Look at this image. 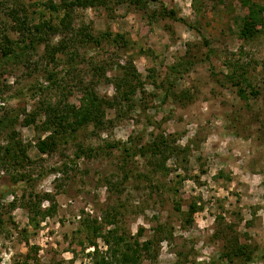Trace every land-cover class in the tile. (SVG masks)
<instances>
[{"label":"rangeland","instance_id":"rangeland-1","mask_svg":"<svg viewBox=\"0 0 264 264\" xmlns=\"http://www.w3.org/2000/svg\"><path fill=\"white\" fill-rule=\"evenodd\" d=\"M42 1L0 0V27L8 37L16 42L25 39L9 12L23 7L36 23L41 19L40 4L36 3ZM160 1L174 8L194 29L167 18H150V11L159 8L156 3L148 5V16L126 4L76 9L75 27L86 24L95 35L103 31L121 33L130 42L128 47L110 42L90 51L80 68L90 75L91 61H108L107 78H118L117 64L131 59L146 93L134 96L142 107L124 110L121 117L115 109L107 108L106 118L112 122L104 129L87 124L76 132L75 141L65 144L62 139L59 149L50 154L39 153L34 146L38 137L49 133L42 127L44 116L36 119L39 127L21 122L23 110L32 111L42 98H56L53 87H44L46 68L57 70L60 76L66 74L62 65L45 66L43 55L45 48L58 44L61 36L46 37L34 50H28V59V55L0 58V115L11 116L12 128L30 143L28 154L35 162L29 169L32 174L72 157L76 141L97 146L106 140L125 141L129 135L143 132L144 141L162 134L171 144L166 174H153L145 159L137 158L140 171L150 180L130 179L119 187L116 150L109 156L81 157L67 174L49 173L37 179L33 190L48 192L56 204L51 214L39 219L38 226L29 221L27 210L20 204L22 183H13L8 173L0 170V194L14 189L18 198L13 209L8 207L12 195L7 193L1 199L0 264H17L27 254L28 264H91L86 252L92 247L79 228L85 216L100 221L105 214L115 216L129 238L137 236L142 227L138 240H154V259H144L143 264H216L215 257L230 238L264 256V97L240 99L225 80L228 68L223 63L252 60L247 75L263 92L264 16L261 34L251 42L243 41L238 37L245 12L242 0ZM254 1L264 4V0ZM186 56L195 62L187 74L177 78L173 93L164 97L170 66ZM38 85L46 89L32 96L30 89ZM95 89L100 97L114 93L112 83L103 79ZM181 91L190 99H178ZM3 140L0 134V142ZM177 200L180 211L174 209ZM190 203L196 209L188 223ZM48 206L49 201L42 202V208ZM159 224L164 228L161 234ZM112 226H104V230ZM96 242L101 250L106 249L100 237ZM248 264H264V257Z\"/></svg>","mask_w":264,"mask_h":264},{"label":"trees","instance_id":"trees-1","mask_svg":"<svg viewBox=\"0 0 264 264\" xmlns=\"http://www.w3.org/2000/svg\"><path fill=\"white\" fill-rule=\"evenodd\" d=\"M196 1V0H194ZM150 3L159 5L158 9L153 10L150 18L170 19L181 22L187 27L194 29L193 24L177 13L174 8H168L160 0H43L36 4H40L39 15L40 20L36 23L32 22L23 7L11 10L10 16L13 23L22 32L25 37L21 42L12 40L6 34L4 28L0 27V58L7 60L11 57L15 59L25 57L28 50H34L37 44L43 43L51 34H59L61 36L58 44L47 46L43 55L46 64L53 67L62 65L61 69L66 76H60V72L51 68H46L44 87L50 89L53 87L56 98L41 99L28 113L24 112L23 125L37 124V117L44 116L42 127L49 130V133L41 138L38 137L34 146L39 153L50 154L59 149L62 139L65 144L75 141L76 132L83 126L92 123L95 129H104L112 119L106 118L105 111L107 108L115 109L117 115L121 117V112L142 107L136 103L134 96L139 93L141 96L145 94L144 82L133 64L128 59L124 64L119 65L120 75L118 78H107L106 73L109 68V62L103 61L98 63L91 61L89 65L90 75L85 73L80 64L87 62V54L94 49L103 48L106 43H119V47H128L129 39L124 34H112L109 31H103L94 34L90 27L81 24L75 27L72 22L75 11L78 8L86 9L89 7H111V5L126 4L145 15H150L148 5ZM195 5V3H194ZM244 14L241 17V26L238 37L243 41H252L261 34L260 25L264 16V4L255 2L254 0H242ZM200 10V9H199ZM20 11V12H19ZM45 15H47V18ZM196 29V28H195ZM204 43L207 44L206 39ZM239 52H242L240 44ZM245 53V52H244ZM27 56L26 59L29 58ZM195 60L193 57H182L174 65L170 66L168 77L165 78L164 97L172 94L173 87L177 78H182L191 68ZM228 72L224 74L225 80L237 96L248 101L259 95L264 97L259 87L248 77L249 66L252 60L244 62L238 59H230L225 62ZM110 81L113 86V95L111 97H100L95 89V85L101 80ZM0 83V90L1 89ZM40 85L33 86L29 92L35 96L41 89ZM162 87V83H161ZM28 93V92H27ZM18 94H13L17 96ZM20 95V94H19ZM156 97V94L153 95ZM178 99H190L185 91H181L176 96ZM125 110V111H124ZM53 115V117H51ZM52 118V120H51ZM11 116L0 115V134L3 135V142H0V170L8 173L13 183L21 182L24 191L19 196L20 204L27 210L29 221L38 226L39 219H44L55 210L54 198L48 192H38L33 190L35 181L39 178L46 177L50 174H67L72 165L81 157L95 158L100 155L109 156L113 150L118 153L119 169V187L124 181L130 179L142 180L145 177L140 171L137 158L142 157L145 163L150 165L151 172L166 174L169 169L166 167V159L171 151L169 140L162 134L152 135L149 140L144 141V133L140 132L135 135H129L125 141L106 140L97 146H85L82 142L76 141L73 144V155L66 157L59 165L51 167L48 170H40L38 173L32 174L29 169L34 166V160L28 154L30 143L24 142L20 134L13 126ZM62 151V150H61ZM28 188H31L28 190ZM28 190V192H25ZM120 191V189H119ZM9 193L12 195L8 207L13 209L18 201L17 193L14 189L0 194V205L3 195ZM49 201L47 208H42L43 201ZM176 211L181 210V203L177 200L174 204ZM195 204L190 203L188 209V223L195 211ZM115 216L109 217L102 215L100 221L97 218L85 216L81 221L79 229L85 232L89 247L92 250L86 252L90 257L91 264H143L144 259H154V240L139 241L138 236L142 234L143 228L137 231V236L129 238L119 226V222ZM2 220L0 218V224ZM113 225L110 229L104 230V226ZM158 233L164 231L162 225L158 226ZM216 235V234H215ZM101 238L107 245L105 250H101L96 242L97 238ZM29 254L17 264H28ZM264 256L256 254L252 248L245 244H238L237 240L232 238L227 240V244H223V248L215 257L216 264H248L256 259H262Z\"/></svg>","mask_w":264,"mask_h":264}]
</instances>
